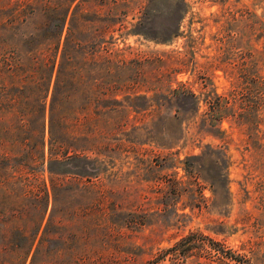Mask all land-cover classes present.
Returning a JSON list of instances; mask_svg holds the SVG:
<instances>
[{"label": "rangeland", "instance_id": "obj_1", "mask_svg": "<svg viewBox=\"0 0 264 264\" xmlns=\"http://www.w3.org/2000/svg\"><path fill=\"white\" fill-rule=\"evenodd\" d=\"M51 1L0 0V264H227L202 255L219 245L264 264V103L256 125L253 112L203 113L211 88H237L238 102L264 94L254 85L264 0H74L64 34L85 41L72 102L91 161L50 170L56 76L2 62L25 60L29 33L53 28L50 14L68 1ZM97 53L111 58L105 75ZM99 76L111 83L107 100L96 99ZM71 82L62 79L66 91ZM181 83L200 95L197 113L181 112Z\"/></svg>", "mask_w": 264, "mask_h": 264}, {"label": "trees", "instance_id": "obj_2", "mask_svg": "<svg viewBox=\"0 0 264 264\" xmlns=\"http://www.w3.org/2000/svg\"><path fill=\"white\" fill-rule=\"evenodd\" d=\"M47 1L50 3L52 2L51 0ZM67 1V7H65L63 11L61 10V12L57 11L50 14L49 19L55 23L53 28L43 27L29 33L27 42L30 43V47L27 49L25 60H21V58L17 56L12 58V56L4 55L2 62L8 69L28 71L32 74L38 73L41 75H47L49 78L54 74L56 76V84L54 86L53 97L49 107L47 130L50 170L52 169L51 167L53 164H65L80 159L81 157L87 161H91L86 154L82 155V152L88 147L79 144V140L81 139V136H83L80 134L82 129L80 124L81 119L77 114V109L73 105L74 102H72L75 100L74 96L78 88L75 80L77 76L80 75V67H82V65L80 66L82 63L80 58L82 60V58L86 57V54H84L85 41L77 35H82L83 32L80 30L75 31L73 28L68 27L64 34V24L68 16L69 5L74 0ZM50 3H47V5L52 6ZM60 3L62 6L64 2L61 0ZM259 23L260 28L263 31L264 23L261 21ZM92 37L93 38L90 40L91 46H96L97 38L95 36ZM103 37L104 36L99 31V38L101 41L105 40ZM99 45L100 43H98V46ZM9 52L15 53L17 50L10 49ZM97 54L102 55L101 53ZM80 55L81 57H78ZM101 59L96 63V65H98L97 72L101 75H105L110 72V63L112 61L111 58L105 54L102 55ZM93 62H96L95 58L93 59ZM65 75H68L74 81L70 83L72 92L66 91L65 85L61 83ZM97 79L98 82L96 83V86L98 94L96 95V99L107 100L108 96L111 94V83L106 77L103 78L102 76H99ZM254 82L255 88H258V91H260L262 87L264 88V78L260 74L254 77ZM181 84L183 85L172 90L173 96L180 103L179 108L181 109V112L197 113L199 110L198 101L200 95L196 94L190 87H187L186 85L184 86V83ZM238 92L237 88H233L228 94H222L216 92L214 88H211L204 97V101L208 102V109L203 111V113H208L207 117L211 121H219L224 115H228V113L236 116V118L241 121H247L249 118L248 115L250 112H253L255 125L260 123L262 117L259 115V109L261 108L262 103H264V94H261L260 92L259 96L254 100L238 102ZM191 103H193V105L195 104V106L192 107ZM86 137L89 138L88 136ZM44 143L45 139H43V144ZM224 155H226V151L224 152ZM227 160L228 155L225 158L226 162L224 168L228 165ZM73 167L76 169L75 165ZM72 172L79 173V170ZM222 175L225 179V187H227L229 181L228 172L225 171ZM57 183L58 181L52 177V186ZM45 191L47 192L46 189ZM194 235L195 232H192L184 237L182 241L191 238ZM182 248H191V242L184 244ZM203 248L206 252L202 255H205L209 259L216 260L218 263L252 264L249 261V257L245 254L236 253L235 250L226 248L223 245ZM173 255L174 257H177V251H173ZM198 263H200V261Z\"/></svg>", "mask_w": 264, "mask_h": 264}]
</instances>
